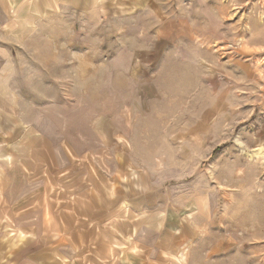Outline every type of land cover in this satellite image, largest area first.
<instances>
[{
    "label": "rangeland",
    "instance_id": "1",
    "mask_svg": "<svg viewBox=\"0 0 264 264\" xmlns=\"http://www.w3.org/2000/svg\"><path fill=\"white\" fill-rule=\"evenodd\" d=\"M19 1L0 264H264V0Z\"/></svg>",
    "mask_w": 264,
    "mask_h": 264
},
{
    "label": "crops",
    "instance_id": "2",
    "mask_svg": "<svg viewBox=\"0 0 264 264\" xmlns=\"http://www.w3.org/2000/svg\"><path fill=\"white\" fill-rule=\"evenodd\" d=\"M8 1H10V2H17V3H21L22 1H19V0H17V1H15V0H0V13H2V14H7L8 13V8H7V6H6V3H9ZM44 0H41V2L40 3H42ZM71 2H72V4H77L78 6L80 5V4H87L88 6H89V4H91V0H71ZM86 5V6H87ZM7 23V21H4V23L3 24H6ZM1 25V24H0ZM127 54H124V53H119L118 55H117V58L118 57H125ZM3 59H5V57H2ZM142 62H148V60H145V59H143L142 58ZM141 67L142 66H140L139 68L141 69ZM134 68H136V65H135V67ZM5 69H9V67L8 66H6L5 67ZM127 70H128V66H126V64H120V72L122 73V72H127ZM129 70H131V66H129ZM123 75V74H122ZM43 246V245H42Z\"/></svg>",
    "mask_w": 264,
    "mask_h": 264
}]
</instances>
